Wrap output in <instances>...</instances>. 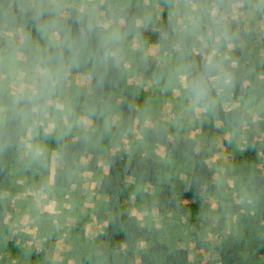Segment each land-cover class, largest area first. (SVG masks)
<instances>
[{"label": "rangeland", "instance_id": "1", "mask_svg": "<svg viewBox=\"0 0 264 264\" xmlns=\"http://www.w3.org/2000/svg\"><path fill=\"white\" fill-rule=\"evenodd\" d=\"M20 10L42 9L46 22L36 46L56 43L50 16L89 14L101 43L113 33L114 87L95 99L84 66L57 64L55 87L41 106L21 109V139L11 167L10 191L0 195V264H108L101 242L105 200L98 193L106 158L124 161L139 155L159 164L156 185L127 181L120 210L137 219L150 242L136 246L134 264H164L152 255L186 251L187 264H219L216 249H236L240 264H264V200L252 181L264 175V0H13ZM141 9L137 33L125 31L118 11ZM189 46L198 61L214 50L222 76L215 97L194 103L186 88L193 65L182 51ZM42 69L25 61L18 30L0 28V124L8 109L36 92ZM242 76L244 93L233 89L231 73ZM227 79L228 83H223ZM128 94L133 125L122 128L119 104ZM238 109L241 128L216 119ZM165 129L179 142L195 141L208 153L214 191L199 201L182 198L191 174L188 160L172 161L152 144L148 133ZM83 138L86 148L68 189L53 186L65 142ZM94 163V170L90 169ZM162 185L171 188L173 210L159 205ZM108 255V254H107Z\"/></svg>", "mask_w": 264, "mask_h": 264}, {"label": "trees", "instance_id": "2", "mask_svg": "<svg viewBox=\"0 0 264 264\" xmlns=\"http://www.w3.org/2000/svg\"><path fill=\"white\" fill-rule=\"evenodd\" d=\"M141 9H123L118 11L124 20L125 31L130 35L137 33L135 20ZM46 22L45 14L38 6L27 10H20L13 0H0V28L2 30H18L21 45L25 50V61L32 66L44 69L57 64H79L85 67L90 78V88L95 99H101L114 87V63L110 46H102L101 32L97 22L87 13L79 12L68 16H50L49 27L56 34L57 40L53 45L43 50L36 46L39 33ZM87 41L88 56L70 57L68 45L71 41ZM183 55L193 66L190 71H199L204 61H198L187 45ZM102 60V62H101ZM233 89L237 95L244 93L242 76L231 73ZM48 95V90L41 87L37 80L36 92L23 97L18 109H8L0 124V195L10 191L11 167L14 163L21 139V109L41 106ZM215 97L210 90L207 100ZM122 114V128L129 129L134 121L132 98L128 94L119 104ZM213 113L218 121L230 124L234 130L241 128V118L238 109L221 111L214 107ZM149 141L161 148L166 157L172 161L188 160L191 164V174L187 191L182 198L185 202L193 203L201 200L214 191L212 173L208 168V153L204 147L195 141L179 142L170 139L165 129H157L148 133ZM86 148L83 138L64 143L60 165L53 172V186L57 190L68 189L79 158ZM107 172L101 176L98 193L105 200L106 212L99 218L106 222L102 235L103 253L108 257V264H134L136 246L150 242L148 232L139 225L136 218L121 212L120 207L127 193V181L156 185L159 182V164L152 158L139 155L124 161L121 154L116 152L106 158ZM90 169L95 165L91 163ZM254 195L264 200V175L255 176L253 181ZM156 202L166 208L177 209L178 205L172 195L171 188L162 185ZM152 255H164V264H187L186 251L176 250L167 253L165 246L155 245L148 250ZM219 264H240V257L236 249H216ZM108 254V255H107ZM140 256L142 264L149 261Z\"/></svg>", "mask_w": 264, "mask_h": 264}, {"label": "clouds", "instance_id": "3", "mask_svg": "<svg viewBox=\"0 0 264 264\" xmlns=\"http://www.w3.org/2000/svg\"><path fill=\"white\" fill-rule=\"evenodd\" d=\"M119 40V36L116 33L108 35L104 38L102 46H111ZM70 49V57L75 58L79 56H88L87 41L73 40L68 45ZM215 51L213 50L209 57L204 61L199 71L193 72L186 71L185 79L187 81L186 88L188 89L191 98L194 103H200L206 101L209 98L210 90L221 83V70L217 62L213 59ZM102 62V60H101ZM58 76V70L53 67H46L39 72L41 81V87L47 89L49 87H55ZM223 83L227 84V79L223 80Z\"/></svg>", "mask_w": 264, "mask_h": 264}]
</instances>
